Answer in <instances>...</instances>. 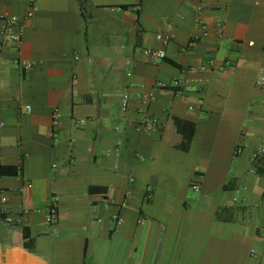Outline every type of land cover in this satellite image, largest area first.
I'll use <instances>...</instances> for the list:
<instances>
[{
	"label": "crops",
	"instance_id": "1",
	"mask_svg": "<svg viewBox=\"0 0 264 264\" xmlns=\"http://www.w3.org/2000/svg\"><path fill=\"white\" fill-rule=\"evenodd\" d=\"M38 5L0 62V166L22 169L0 173V264H264V0Z\"/></svg>",
	"mask_w": 264,
	"mask_h": 264
},
{
	"label": "built area",
	"instance_id": "2",
	"mask_svg": "<svg viewBox=\"0 0 264 264\" xmlns=\"http://www.w3.org/2000/svg\"><path fill=\"white\" fill-rule=\"evenodd\" d=\"M39 5L38 0H28V8L26 11L25 16H21L19 14H13V13H3L0 14V22L3 23V26L1 28V32L3 34V39L0 40V62L3 59V51L5 46H15L17 49H21L22 42H23V35H24V29H25V20L28 18L33 17L36 12L38 11ZM26 18V19H25ZM222 26V23H221ZM160 38L164 39L165 43H168L170 36H163L159 35ZM194 42L191 43L193 45ZM144 54L147 56V58L152 62H160L164 60L167 56V52L165 49H151V48H144ZM16 63L18 66L23 68H32L36 61L29 60L25 58H18L16 60ZM215 60L213 58L209 59L206 63L201 65V70H208L210 68H213L215 66ZM2 82V70L0 69V83ZM258 85L261 87H264V76H262L258 81ZM177 84V82L175 83ZM160 85H163L160 83ZM154 97V92H149L142 94L141 101L147 105L150 100ZM129 102H130V94L125 93L122 101H121V109L123 111H127L129 108ZM25 108L27 110H31L32 107L30 105H25ZM60 116L59 109H56L54 112L55 122H57L58 118ZM84 123V120H82ZM157 123V120L155 118H152L151 116H144L142 123L140 124L141 129H151L154 127V125ZM4 125V122L0 121V126ZM240 148L238 149V151ZM241 151V150H240ZM196 189H199V186H195ZM7 200V197L3 196L2 201L5 202ZM57 199L55 198L52 204V208H50V213L48 215V220L53 221L54 220V212L57 209ZM29 210H25L22 215L15 218H7L6 220L8 222H17L22 223L25 221L26 216L28 214ZM118 224L122 222V218H117Z\"/></svg>",
	"mask_w": 264,
	"mask_h": 264
},
{
	"label": "trees",
	"instance_id": "3",
	"mask_svg": "<svg viewBox=\"0 0 264 264\" xmlns=\"http://www.w3.org/2000/svg\"><path fill=\"white\" fill-rule=\"evenodd\" d=\"M80 2L82 4H85L87 0H80ZM175 123L178 127V130L184 134V142L182 146L185 148H188L193 138L195 124L192 121H189L183 118H175ZM255 164L257 165L258 168L261 169V173L263 174L264 171L262 170L260 165L264 164V156H258ZM20 172H22V169L20 166H17V165H1L0 166V173L3 175H6V174L17 175ZM225 187H227V185H225ZM52 204H53V201L50 203V208H52ZM228 210L229 209H225V208H222V210H219L218 215H217L218 218L220 220L230 221L229 218L228 219L224 218L225 216L224 213ZM57 212H58V209H56V211L54 212V217L56 216ZM23 231H24V236L27 239L26 244L31 243L32 240L30 239L28 228L24 227Z\"/></svg>",
	"mask_w": 264,
	"mask_h": 264
}]
</instances>
